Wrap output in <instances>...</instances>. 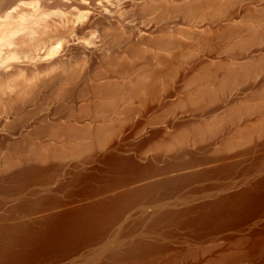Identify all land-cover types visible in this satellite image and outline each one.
I'll list each match as a JSON object with an SVG mask.
<instances>
[{"label":"bare ground","instance_id":"bare-ground-1","mask_svg":"<svg viewBox=\"0 0 264 264\" xmlns=\"http://www.w3.org/2000/svg\"><path fill=\"white\" fill-rule=\"evenodd\" d=\"M263 150L264 0H0V208L24 195L0 264H165L255 237ZM65 174L71 200L25 196ZM205 180L227 184L198 200Z\"/></svg>","mask_w":264,"mask_h":264},{"label":"rangeland","instance_id":"rangeland-1","mask_svg":"<svg viewBox=\"0 0 264 264\" xmlns=\"http://www.w3.org/2000/svg\"><path fill=\"white\" fill-rule=\"evenodd\" d=\"M73 10L75 11L77 9L74 7ZM79 100L80 99L75 100L74 103H77L76 101L79 102ZM49 101L47 100L45 104L44 101L43 104H41L40 107L42 109L46 108V110H42L41 113L47 111L48 106L54 108L55 104L57 105V102L54 103L52 100L53 103L51 104L52 101L50 103ZM67 107L70 108L69 106ZM67 113L68 112L63 111L61 115L64 114L66 117V115H68ZM251 160L253 161L252 158ZM95 166L97 165L87 164L86 166L81 167V171L95 170L100 168L101 165L97 167ZM1 174L2 170L0 171V175ZM71 178V174H65L64 176L59 177L53 184L40 189H34L25 196L31 197L33 196V193L41 195L50 194L51 196L55 195L66 201L71 200L72 196L70 195L69 190H58L60 185H68L71 181ZM236 179L238 181L241 180V178ZM225 182L226 181L223 180H205L200 182L201 189L197 193L198 200L209 199L210 197L214 196L223 189V185L225 186L227 184ZM23 196L24 195L16 194L8 198L5 202V205L0 208V219L9 212V208L11 209L14 203L16 204L17 201L24 198ZM79 197L80 196H78V198ZM261 223L262 222H256L252 228H257ZM252 233V230H242L235 233H228L224 237H220L205 243H194L190 240L182 241L179 249H175L166 254L165 264H264V231L258 235H255V237ZM256 241L258 242L256 243Z\"/></svg>","mask_w":264,"mask_h":264}]
</instances>
